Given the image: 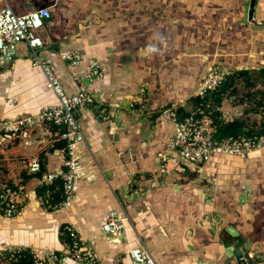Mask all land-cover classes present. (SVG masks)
Returning a JSON list of instances; mask_svg holds the SVG:
<instances>
[{"label": "crops", "instance_id": "0c3cea01", "mask_svg": "<svg viewBox=\"0 0 264 264\" xmlns=\"http://www.w3.org/2000/svg\"><path fill=\"white\" fill-rule=\"evenodd\" d=\"M250 1L0 0V9L10 6L18 15L50 8L37 32L39 51L53 58L68 93L78 90L74 75L87 80L91 61L104 69L90 85L95 104L78 111L86 142L77 146L82 177L70 208L46 210L38 202L40 176L63 168L58 129L0 138V181L20 188L26 205L12 219L0 211V253L23 247L59 254L64 261L56 264H75L63 232L72 223L105 264H132L129 251L141 244L158 264H249L235 252L244 243L251 264H264V150L185 161L184 171L168 160L162 172L159 158L169 153L174 131L163 108L194 109V93L212 67L264 68V26L249 21ZM255 17L264 21V0H256ZM67 49L81 51L78 66L60 58ZM229 98L218 106L220 119H243ZM57 102L30 46L19 42L14 59L0 63V121ZM34 158L41 175L30 170ZM111 211L132 222L117 235L102 230Z\"/></svg>", "mask_w": 264, "mask_h": 264}, {"label": "built area", "instance_id": "2783aa9c", "mask_svg": "<svg viewBox=\"0 0 264 264\" xmlns=\"http://www.w3.org/2000/svg\"><path fill=\"white\" fill-rule=\"evenodd\" d=\"M51 15L49 7L38 8L22 15L15 14L10 6L0 9V63L12 61L16 55V45L26 42L32 50L33 63L42 68L48 87L58 98L57 103L43 106L36 114L0 121V138L3 140L18 134L25 136L37 128L46 126L58 129L57 140L63 143L60 148L63 168L40 176L39 185L44 191L38 194V202L46 210H65L72 206L82 177L77 146L79 143H85L86 137L78 119V111L82 106L95 104L96 97L90 85L103 78L104 69L99 60L91 61L88 64L87 80L82 83L79 76L74 75V79L79 82L78 90L74 93L66 91L56 72L53 58L43 56L39 51L43 40L37 32L44 27ZM59 56L69 68L78 66L83 59L79 49L62 50ZM233 72L232 68L228 67H212L194 93V97H199L202 101L191 111L183 114L180 104L177 103L163 108L162 116L174 126V131L167 143L169 153L159 154L162 172L167 170L168 160L173 161L178 171H184L185 161L203 164L217 154L248 158L251 154L264 150V132L219 136L218 124L214 118V111L219 107H213L210 101H203L206 95L216 91ZM29 165L32 172L38 173L42 170L39 158H34ZM56 192H60L61 198H55ZM23 195L20 188L0 181V211L6 218L12 219L23 213L26 208ZM131 224L128 214L111 211L102 221V230L108 235H117ZM63 232L68 237V257L75 264H105L91 247L90 240L83 236L74 224L64 225ZM5 250L9 253V261L15 259L17 253L22 252L24 248L9 246ZM32 254L33 264H56L64 261V258L55 252ZM129 255L132 264H158L144 244L132 248Z\"/></svg>", "mask_w": 264, "mask_h": 264}, {"label": "trees", "instance_id": "16d2710c", "mask_svg": "<svg viewBox=\"0 0 264 264\" xmlns=\"http://www.w3.org/2000/svg\"><path fill=\"white\" fill-rule=\"evenodd\" d=\"M236 74L237 75H247L249 74V72L248 70H239V72L234 71L231 75L227 77L225 82L216 91L212 92L211 94L206 95L203 101L204 102L210 101L213 107L221 106L225 95L229 93L230 90H233L235 88L234 82H235ZM261 75L264 80V68L261 70ZM193 99H194L195 105L202 101V99L199 97H194ZM185 113L186 112H184L183 114ZM220 116H221L220 111L215 110L214 118L218 124L219 136L238 135L242 133L251 134L254 132H264V124H262L261 128L258 131H256L254 130V128H249L244 119H234L232 121H223L220 119ZM59 146L60 147L63 146V143L62 142L59 143ZM37 174L41 175L42 170L41 172H38ZM43 191H44L43 187L38 188L39 194H42ZM55 198L56 199L61 198L60 192L55 193ZM8 257H9V253L7 252V250L2 251V253H0V264H33L34 262L32 252L25 248L22 252L17 253L15 259L7 261L6 259ZM3 260H6L7 262H3Z\"/></svg>", "mask_w": 264, "mask_h": 264}, {"label": "rangeland", "instance_id": "374dc122", "mask_svg": "<svg viewBox=\"0 0 264 264\" xmlns=\"http://www.w3.org/2000/svg\"><path fill=\"white\" fill-rule=\"evenodd\" d=\"M232 70L239 72L243 69ZM247 70V75L236 74L235 88L229 91V100L240 106L243 114L239 117L247 120L249 127L258 131L261 128L259 123L264 120V81L260 67Z\"/></svg>", "mask_w": 264, "mask_h": 264}, {"label": "water", "instance_id": "95a60500", "mask_svg": "<svg viewBox=\"0 0 264 264\" xmlns=\"http://www.w3.org/2000/svg\"><path fill=\"white\" fill-rule=\"evenodd\" d=\"M255 4H256V0L250 1L248 19L253 24L264 26V21L258 20L255 17ZM248 251H249V247L247 246L246 243H244L241 247H238L235 250L237 255V260L239 261L240 259H245L249 264H251L252 262L251 259L249 258Z\"/></svg>", "mask_w": 264, "mask_h": 264}, {"label": "clouds", "instance_id": "9594fccd", "mask_svg": "<svg viewBox=\"0 0 264 264\" xmlns=\"http://www.w3.org/2000/svg\"><path fill=\"white\" fill-rule=\"evenodd\" d=\"M149 51H155V49L154 48H150Z\"/></svg>", "mask_w": 264, "mask_h": 264}]
</instances>
